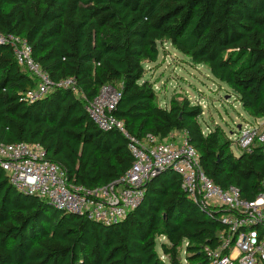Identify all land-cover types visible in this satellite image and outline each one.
<instances>
[{
  "label": "trees",
  "instance_id": "trees-1",
  "mask_svg": "<svg viewBox=\"0 0 264 264\" xmlns=\"http://www.w3.org/2000/svg\"><path fill=\"white\" fill-rule=\"evenodd\" d=\"M0 36L24 38L54 81L73 83L28 101L36 81L0 42V143L40 145L70 185L108 186L133 165L127 139L87 111L109 86L120 93L112 115L131 135L184 134L216 186L247 202L263 193L264 144L237 157L222 128L203 130L199 104L159 106L144 65L168 43L264 119V0H0ZM143 190L120 224L104 226L19 192L0 167V264H211L232 212L191 201L171 170Z\"/></svg>",
  "mask_w": 264,
  "mask_h": 264
},
{
  "label": "built area",
  "instance_id": "built-area-1",
  "mask_svg": "<svg viewBox=\"0 0 264 264\" xmlns=\"http://www.w3.org/2000/svg\"><path fill=\"white\" fill-rule=\"evenodd\" d=\"M0 42L12 47L17 64L36 81V86L25 95L28 101L43 99L52 91L73 84L71 80L54 81L33 59L32 47L24 38L0 36ZM119 99V91L105 86L87 103V111L100 129H115L128 141L134 162L119 180L92 190L72 186L65 172L46 159L40 145L0 143V167L11 184L21 193L47 200L58 210L110 226L122 222L139 206L143 186L156 176L157 170L169 169L180 176L182 189L191 201L202 207H225L232 212L223 219L227 228L220 235L219 248L210 255L211 264H264V191L256 200L247 202L237 188L223 190L216 186L202 172L199 154L184 134L179 139L166 140L153 135L144 139L131 135L124 123L112 115ZM256 142L264 144V119L239 129L236 145L242 152L250 151Z\"/></svg>",
  "mask_w": 264,
  "mask_h": 264
},
{
  "label": "rangeland",
  "instance_id": "rangeland-1",
  "mask_svg": "<svg viewBox=\"0 0 264 264\" xmlns=\"http://www.w3.org/2000/svg\"><path fill=\"white\" fill-rule=\"evenodd\" d=\"M144 80L154 85L156 103L169 107L173 98H187L204 109L200 119L206 132L214 127L222 128L233 141L232 150L239 157L242 151L236 145L238 126L255 125V119L244 110L229 88L215 80L204 65H195L168 43L159 45L157 62L145 64ZM182 134L170 139H179Z\"/></svg>",
  "mask_w": 264,
  "mask_h": 264
},
{
  "label": "water",
  "instance_id": "water-1",
  "mask_svg": "<svg viewBox=\"0 0 264 264\" xmlns=\"http://www.w3.org/2000/svg\"><path fill=\"white\" fill-rule=\"evenodd\" d=\"M241 128V126H238V130ZM167 170H169V169H162V170H157L155 173H156V175H158V174H160V173H162V172H165V171H167ZM173 173H175L176 174V172H174V171H172ZM35 197V196H34ZM121 223V222H120ZM120 223H117V224H120ZM117 224H114V225H117Z\"/></svg>",
  "mask_w": 264,
  "mask_h": 264
},
{
  "label": "crops",
  "instance_id": "crops-1",
  "mask_svg": "<svg viewBox=\"0 0 264 264\" xmlns=\"http://www.w3.org/2000/svg\"><path fill=\"white\" fill-rule=\"evenodd\" d=\"M177 134L175 133V134H173V136H176Z\"/></svg>",
  "mask_w": 264,
  "mask_h": 264
}]
</instances>
